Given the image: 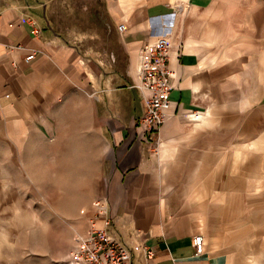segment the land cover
<instances>
[{"label":"crops","instance_id":"0c3cea01","mask_svg":"<svg viewBox=\"0 0 264 264\" xmlns=\"http://www.w3.org/2000/svg\"><path fill=\"white\" fill-rule=\"evenodd\" d=\"M0 13V179L41 148L77 162L90 194L96 163L103 214L92 209L88 227L123 243L133 264H264L232 165L236 127L264 108V0H0ZM160 36L172 46L171 106L147 144L137 68Z\"/></svg>","mask_w":264,"mask_h":264},{"label":"rangeland","instance_id":"374dc122","mask_svg":"<svg viewBox=\"0 0 264 264\" xmlns=\"http://www.w3.org/2000/svg\"><path fill=\"white\" fill-rule=\"evenodd\" d=\"M244 118L234 132L241 163L232 165L234 174L244 178L248 205L243 213L252 222L249 229L263 234L264 108H252ZM52 159L40 148L31 162L6 164L7 177L0 182L10 192L0 194V264H69L75 237L88 228L93 203L102 197L99 167L91 163V193L83 194L79 164Z\"/></svg>","mask_w":264,"mask_h":264},{"label":"built area","instance_id":"2783aa9c","mask_svg":"<svg viewBox=\"0 0 264 264\" xmlns=\"http://www.w3.org/2000/svg\"><path fill=\"white\" fill-rule=\"evenodd\" d=\"M1 22V13H0ZM34 25V24H33ZM119 32L126 30L125 23L118 25ZM171 42L167 36H160L152 43L142 47L137 68L138 82L135 88L140 92L144 112L136 122L143 142H153L154 135L167 121L171 106L170 94L173 89L174 74L169 66ZM21 48V47H19ZM34 57L29 54L28 62ZM189 122H198L201 115L196 112L185 114ZM97 215L103 214L100 200L93 203ZM203 238L198 235L192 239L196 254L203 252ZM151 255V254H149ZM69 264H133L131 251L120 241L112 238L105 230L88 227L78 234L68 255Z\"/></svg>","mask_w":264,"mask_h":264}]
</instances>
